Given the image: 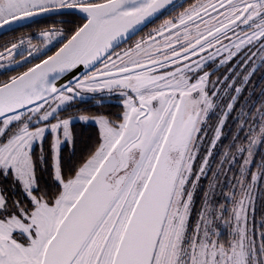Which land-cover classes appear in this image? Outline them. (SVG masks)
<instances>
[{
  "label": "snow or ice",
  "instance_id": "1",
  "mask_svg": "<svg viewBox=\"0 0 264 264\" xmlns=\"http://www.w3.org/2000/svg\"><path fill=\"white\" fill-rule=\"evenodd\" d=\"M171 3L0 0V30L54 14L0 42V177L27 197L0 187V264H264V99L252 107L244 95L264 62V0H191L116 47ZM85 94L118 104L62 111ZM233 111L238 124L214 160ZM73 119L98 132L69 168L61 147L78 142ZM46 137L58 182L47 191L32 151L39 144L42 161Z\"/></svg>",
  "mask_w": 264,
  "mask_h": 264
},
{
  "label": "trees",
  "instance_id": "2",
  "mask_svg": "<svg viewBox=\"0 0 264 264\" xmlns=\"http://www.w3.org/2000/svg\"><path fill=\"white\" fill-rule=\"evenodd\" d=\"M189 3H191V0H178L176 3H174L170 8H168L165 12H163L161 15H159L157 18H155L152 22H150L147 26H145L140 32H138L133 38H131L129 41H127L125 44H123L121 47H124L128 44H130L133 40H135L137 37L143 35L146 33V31L150 30L154 26H156L158 23L162 22L165 18L168 16L174 15L178 10H180L183 7H186ZM54 17H47L44 19H40L37 21H33L31 23H27L26 25H18L16 27H13L12 29H9L8 31L0 34V42H3L6 39H10L15 35H18V33H12L13 29L18 28H25L21 29V32H29L30 29H27L29 27L34 26L36 22H47L53 19ZM119 47V48H121ZM220 75H223V71L219 72ZM5 73L0 72V79L4 78ZM254 84L255 88L250 92L248 89L245 90V96L248 97V104H250L252 107L255 106V103H258L261 99H264V62H261V66L257 69V73L254 76ZM98 101H102L98 102ZM224 103H227L226 99H221L219 101V104L222 106ZM241 103H244V97H241ZM118 104V101L115 97H107L104 95H94L93 97L86 99V100H79L77 99L74 101L73 105L67 106L62 111H69V112H75V111H83V112H97V111H104V110H110L114 106ZM238 105L237 107H239ZM221 108L218 107L215 111L211 112L209 114V121L214 123L220 116ZM238 124V118L237 113L233 111L231 116L229 117L228 123L225 125V136L223 137L221 141V147H218L215 153V156L213 157L214 160L218 159L222 152V146L228 145L232 139V134ZM73 129L77 135V144L72 145L69 142H66L61 147V160L62 164L68 165L69 168L75 166V164L78 162V160L81 158V153L84 144L91 143L95 140L96 134L98 132L97 125L93 123H83V122H73L72 123ZM51 136V133L48 134V137ZM48 137H46V151L44 155V159L41 161L39 158V154L41 151L40 145L35 144L33 146V154L36 159V173H37V182L40 184V186L44 190H53L55 188V185L58 183L54 179V166H53V157L51 148L48 146ZM264 155V145H261L259 149L257 150L256 159L259 160L261 156ZM239 163V160H237V164ZM233 170L235 171V165L232 166ZM211 172L209 173V175ZM207 181H202V184H206ZM229 187V181L227 178H225L223 182V188L227 189ZM11 187L7 186L5 187V194L10 199H26V195L22 194L19 190L16 191L15 197H12V191L10 190ZM202 193H203V187L200 189V191L197 193V196L195 198V209L192 214V221H195L196 216L200 209V204L202 202ZM224 200L223 195L218 194L216 196V201L220 202ZM260 217H264V182L261 183L260 190L257 192L256 197V220L258 223V226H264L259 224ZM221 235L223 237H228L229 231L227 228H223L221 230Z\"/></svg>",
  "mask_w": 264,
  "mask_h": 264
},
{
  "label": "rangeland",
  "instance_id": "3",
  "mask_svg": "<svg viewBox=\"0 0 264 264\" xmlns=\"http://www.w3.org/2000/svg\"><path fill=\"white\" fill-rule=\"evenodd\" d=\"M149 31V30H148ZM147 32V31H146ZM140 37V36H139ZM139 37H137L136 39H138ZM135 39V40H136ZM135 40H133L131 43H133ZM95 95H103V94H95ZM94 95L93 94H85L84 96H82V97H79V98H77V99H79V100H86V99H89V98H91V97H93ZM73 104H74V102H73ZM65 107H67V106H65ZM77 121H79V122H83V123H93V124H95L96 125V123L94 122V121H92V120H89V121H81V120H79V119H73V121H72V123L73 122H77ZM67 141H65L64 143H63V145L66 143ZM35 145V144H34ZM33 145V146H34ZM62 145V146H63ZM53 166H54V162H53ZM7 186H10L11 187V191H12V197H15V193H16V191L17 190H19L22 194H24V195H26L25 194V192H24V189H23V187H22V185L20 184V182L19 181H15V180H13V178L11 177V175H9L8 177H0V187H2L3 188V190H4V192H5V187H7Z\"/></svg>",
  "mask_w": 264,
  "mask_h": 264
},
{
  "label": "water",
  "instance_id": "4",
  "mask_svg": "<svg viewBox=\"0 0 264 264\" xmlns=\"http://www.w3.org/2000/svg\"><path fill=\"white\" fill-rule=\"evenodd\" d=\"M178 0H173V3H171L170 5H168L167 8H165L164 10L158 12L156 15L150 17L149 19H147L144 23H142L141 25H138L136 28H134L133 30H130V32L127 34V38L122 40L120 43H118L116 45L117 48L121 47L123 44H125L127 41H129L131 38H133L138 32H140L145 26H147L150 22H152L155 18H157L159 15H161L163 12H165L168 8H170L174 3H176ZM47 17H54V14H49L47 16H38V17H35L33 20H30L28 21L27 23H31L33 21H37V20H40V19H44V18H47ZM18 25H13V27H16ZM9 28H5L3 30H0V34L8 31ZM82 74V73H81Z\"/></svg>",
  "mask_w": 264,
  "mask_h": 264
}]
</instances>
